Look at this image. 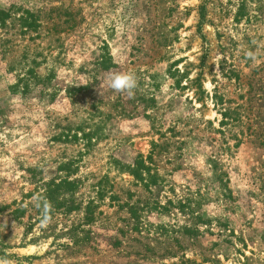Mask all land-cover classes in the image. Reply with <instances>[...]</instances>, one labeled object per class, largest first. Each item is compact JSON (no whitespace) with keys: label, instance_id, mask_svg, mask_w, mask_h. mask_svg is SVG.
Masks as SVG:
<instances>
[{"label":"rangeland","instance_id":"obj_1","mask_svg":"<svg viewBox=\"0 0 264 264\" xmlns=\"http://www.w3.org/2000/svg\"><path fill=\"white\" fill-rule=\"evenodd\" d=\"M0 258L264 264V0H0Z\"/></svg>","mask_w":264,"mask_h":264},{"label":"clouds","instance_id":"obj_2","mask_svg":"<svg viewBox=\"0 0 264 264\" xmlns=\"http://www.w3.org/2000/svg\"><path fill=\"white\" fill-rule=\"evenodd\" d=\"M249 56L254 55L249 53ZM108 86L117 93H126L132 97L138 87V80L132 72L113 73L108 77ZM35 207L41 209V224L47 225L51 221L52 205L47 200L35 199ZM0 264H10L5 258H0Z\"/></svg>","mask_w":264,"mask_h":264}]
</instances>
